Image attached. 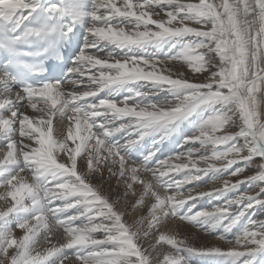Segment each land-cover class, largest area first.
<instances>
[{
    "label": "snow or ice",
    "instance_id": "snow-or-ice-1",
    "mask_svg": "<svg viewBox=\"0 0 264 264\" xmlns=\"http://www.w3.org/2000/svg\"><path fill=\"white\" fill-rule=\"evenodd\" d=\"M91 3L92 11L87 13L92 20L87 29L89 35L74 66L69 69L70 77L76 78H70L66 83H44L18 89L0 100V134H7L6 154L0 159V166L18 158L24 161V167L0 181V186L6 190V194H0V199L11 198L10 206L0 211V222L14 212L41 207L43 202L51 205L47 212L41 210L17 224L16 229L24 230L20 238L14 235L15 230L0 237V264H155L152 245L157 231L160 235L155 243L188 247L177 235L164 234L170 231V224L193 222L203 217L229 218L231 205H243L231 219V223H236L248 208L264 203L258 199V194L242 193L212 211L178 215L182 205L199 196L227 191L250 178L264 181V106L261 99L264 98V0H199L198 3L91 0ZM36 9L37 4L30 0H0V18L3 19L17 14L25 19L23 14L30 16ZM73 15L84 13L74 11ZM117 17L128 18L131 26L114 23ZM192 24L199 27L190 26ZM67 31L71 32L72 27ZM187 35L200 37L201 42L185 46L177 55L166 59L118 56L113 51L101 58L107 44L124 48ZM184 64L190 73L181 71ZM85 65L88 73L97 66L99 70L88 75L87 90L78 91L77 86L84 83ZM161 65L164 67L160 68ZM3 79L0 77V83ZM141 80L177 89L181 95L177 96L175 104L167 105L141 103L132 97L120 101L94 99L105 88ZM67 88L73 90L66 93ZM25 94L29 102L39 96L51 101L53 108L60 105L56 110L59 115L55 129L52 121L55 112L49 110V118L45 120L41 115L38 122L25 113V106L21 104ZM141 95L143 93L139 91L135 93L136 97ZM206 102L233 105L228 113L208 118L199 133L186 141L190 145H212L211 155H196L189 149L157 160L154 167L148 168L128 161L119 147L106 143V137L125 130L136 133L135 138L126 143H135L149 129L173 124L190 114L197 104ZM32 107L36 105L33 103ZM104 116L112 119H96ZM220 130L224 134L218 135ZM32 141L38 147H32ZM69 141L74 147L69 146ZM218 146H223V150ZM59 153H64L60 160L57 159ZM152 155L154 153H150L149 158ZM181 157H186L188 162L169 163ZM241 161L257 165L252 177L243 176L235 182L225 179L222 188L211 191L189 189L187 194L181 191L184 185L209 171L228 169ZM200 162L207 167H199ZM117 165L118 170L114 171ZM26 170L31 171V183L24 182L21 176ZM105 170L109 179L117 176L118 187H123V196L118 195L112 202L109 195L102 194L99 186L91 182L93 175L103 178ZM244 171L246 166L229 175L240 177ZM177 176L182 178L177 179ZM41 178L45 180L44 186L36 182ZM137 182L139 190L134 189ZM160 189L165 193L169 189L174 191L170 195H161ZM260 191L264 192V187ZM129 194L134 203L128 201ZM245 200L249 203L244 204ZM129 205L131 212L127 211ZM69 210L73 214L69 215ZM54 216L59 218L50 225V217ZM126 216L130 223L124 219ZM77 221L82 222L77 224ZM250 224L253 226L236 237V246L231 244L226 250L212 248L205 251L237 258L251 257L264 249V224L255 220ZM54 228L64 229L69 237L67 242L58 247L53 244L43 254L36 252L33 255L41 229L46 233L44 240H48L49 234L62 239V234L54 233ZM97 235L102 238H96ZM165 262L180 264L178 258L169 260L165 257ZM240 264H251V261L242 260Z\"/></svg>",
    "mask_w": 264,
    "mask_h": 264
},
{
    "label": "rangeland",
    "instance_id": "rangeland-1",
    "mask_svg": "<svg viewBox=\"0 0 264 264\" xmlns=\"http://www.w3.org/2000/svg\"><path fill=\"white\" fill-rule=\"evenodd\" d=\"M68 1H72V0H68ZM120 1L122 0H118V2ZM188 1L198 2V0H188ZM72 2L80 6L84 5V8L81 7V9H82V12L84 13L83 15L84 18L88 21V24L86 26H83V25L81 26V24H79L80 38L82 39V44L84 45L86 42L85 40L87 36L89 35L87 32V29L88 27H90L92 23L91 17L87 15V13H90L92 11V3H91V0H73ZM134 2L138 3L140 2V0H134ZM191 26L199 27L198 25H195V24ZM150 27H154V26H150ZM196 40L199 41L201 40V38L192 37L190 42L182 38L180 39V41H176V40L171 41V39H167L165 40V42L170 43V44H165L164 42H161L164 46H161L158 43L151 42V43L143 44V45H130V47H134L135 49L134 50L128 49L130 50L129 52L128 50H123V48H120L119 50H112V51L115 52V54L118 56L143 55L147 57H159L161 59H166L167 57L177 55L183 47L191 45V43ZM169 45L172 46V49H170ZM110 51L111 50H108V49L104 50L103 51L104 53H101V58H104V56ZM86 66L87 65H85V67ZM98 70H99V66H97V68H92L91 73H98ZM91 73H88V70L86 71V75L83 78L84 83L81 84L80 86H77L76 90L78 91L87 90L85 85L88 83V75ZM113 87H116L115 91H113L115 93L112 94L113 96L111 97L109 96V97L110 99H113L116 101H120L124 99L125 97H132L133 99L141 103H155L157 105H163L162 103H165V105H167V104H175V101H171V100H176L177 96L181 95L180 91L177 89L173 91L174 93H171V90L161 91L160 89H158L155 91L153 83H149L143 80L136 81V82L135 81L128 82L126 83L124 87H121V85L113 86ZM109 88H105L98 95H100L101 93H104L105 91L104 94H106L107 96L106 91ZM16 89L17 88L15 87L12 88V95L17 91ZM137 91L143 93V95H141L140 97H136L135 93ZM26 96L27 95L25 94V101H22L21 104L25 106L24 107L25 113L29 115L31 118L34 117L33 120L37 122L36 118L38 117V115H45L46 111L48 112V110H50L49 108L51 107V105L49 103H51V101H49L46 97L36 96V101L29 102ZM28 102L30 104L34 103L36 107L33 108L31 105L27 104ZM222 104H224V102H216V103L206 102V103L197 104L193 108V110L190 112V114L184 117L185 118L184 122L178 130L180 133V136L178 135V137H175L174 135H170V133L173 131V128H171L172 124H170L167 126H156V127L149 129L148 130L149 132L147 131L146 135H144L137 142L131 143L129 145L126 142L134 139L136 135V133L132 132L131 130H125L122 135H120L121 133H119L118 136L120 135L122 137L120 136L115 137V139H111V138L109 139L106 137L105 138L106 143L115 145L119 147V149L122 148L121 149L122 151L121 150L120 151L122 155L125 154L124 156L125 158H127V160L132 161V162L134 161V163L136 162L138 163V165H145L148 168L154 167L157 160H163L169 156H172V155L184 152V151H188L189 149L194 150V154L196 155H201V154L211 155V151L214 150L212 145L202 144V143H196V144L190 145L186 141L188 138L194 135H197L199 133L201 126L204 124V122L208 118L215 116L217 114L228 113L233 108V106L230 107V105H228L229 103H225L224 106H222ZM17 106H19V104ZM224 108L228 112H222V109ZM106 118L108 120L112 119V117L104 116L100 120H104ZM116 122L118 123L119 121H116ZM173 124H176V122ZM217 134L222 135L224 134V132L223 130H220L218 131ZM151 137H152V140H151ZM6 143H7L6 138H3L0 141V153H2L1 152L2 149L6 147L5 146ZM135 145L139 147H135ZM218 147L220 150H223V146H218ZM150 153H154V155H152L151 158H149ZM229 158H233V157L230 156ZM258 159L259 158H257V160ZM173 160L169 161V163L172 165L183 164V163L188 162L186 157H181L180 159L178 160L175 159L174 161ZM21 162L24 164V161L22 159L20 160V164ZM209 163L219 164L218 161H209ZM16 166H18V164ZM198 166L207 167V165L204 164L203 162H200ZM245 166H246V171L242 172L240 177L229 175L231 172L235 171L236 169L245 167ZM256 171H257V165L255 163H252V162L246 163L244 161H241L240 163H237L228 169H221L219 171H216V170L209 171L206 175H202L200 179L190 184L184 185L181 191L187 194L189 189H192L195 192L211 191L214 188L220 189L223 187V183H222L223 180L227 179L231 182H235V180L237 179H242L243 176L252 177ZM183 174L184 173H181V175ZM3 176L7 177V174H3ZM176 178L180 179L182 177L177 176ZM116 181H117V176H116ZM261 187H264V181H259V180L252 179V178L247 179L245 180L244 183L239 184L235 188H230L227 191L212 192L210 195L199 196L196 199L187 201V203L184 204L185 206L183 205L184 207L182 206L178 209V215H181V216L190 215V214H193L201 210L212 211L217 207L225 206L226 201L234 200L242 193H248L250 195L258 194V199L264 200V192L260 191ZM138 188H139V182H137V185L134 186L135 190H138ZM99 190L101 192H104L103 189H99ZM161 190H162L161 194L164 193L163 195L165 194L170 195L172 194V191H174V189H169L168 192L165 193L163 189H160V191ZM120 191L121 192L118 193V195L122 197L123 188H121ZM195 192H193V195H195ZM132 197L133 196L129 194L127 199H130ZM111 199H110V202L113 201V198ZM247 203H249V201L245 200L244 204H247ZM190 206L193 207V211H192V207L190 208ZM114 207H120V205H114ZM231 207H232V215L229 218L220 219L219 217H203L193 222L180 221L186 227H191L193 229H196L197 231V233L195 232L193 236L192 235H182L180 233L176 234L178 239H184L187 242L188 247H173L164 242H162V244L155 243V240L158 239L160 235V232L157 231L156 236L153 239V245H152V249H153L152 254L155 258V264H162V261H164V257H167V256H172V258H175L176 256V258H178L182 262L184 258H189L188 260L189 264H229V263L232 264V262H234V264H240L242 260H250L251 264H264V259H261L259 258V256H256L257 255L256 253L258 251H256L252 255V257L245 256V257H239V258L230 257L225 254L218 253V252L205 251L206 249H212V248H220V249L226 250L228 247L231 246V244L232 246H236L235 245L236 237L241 235L242 232L246 228L253 226L250 224V221L255 220V221L261 222V224H264V203H256L253 207L248 208L244 212V214L239 218V220L236 222L238 223L236 225L234 223H231V219L234 218L235 214L240 211V208L243 207V205H241L240 207H237L236 205H231ZM184 208H186L187 210ZM3 209L4 208L0 206V211H2ZM189 210L192 212H190ZM68 214L71 215L73 213L71 210H69ZM18 216H19V213H13V215L11 214L10 216L6 218L7 220L5 221V223L0 224V237L6 236L9 231L16 230L17 224L21 222ZM22 216L23 215L21 214V217ZM62 217L60 218L63 219ZM250 217L252 219H250ZM58 218H54L52 220L53 222L50 224H55V221ZM124 219L128 220L129 223L131 222V220L127 216ZM7 221L9 222L7 223ZM81 222L77 221V224ZM233 224L234 226H232V228L229 227L230 225H233ZM241 224L243 226H241ZM227 228L230 229L229 233H227L228 231ZM41 232L43 233L42 239H41L42 243H46L50 237L55 236L53 234H49L48 240H44L43 237L46 235V233L44 232L43 229H41ZM54 233L62 234V239L67 236L63 228H54ZM197 234L203 236L204 241H200V237H197ZM14 235H15V231H14ZM208 237H213L216 243L208 242L209 241L207 240ZM96 238H102V237L97 235ZM69 251H75V250L70 249ZM0 257H2V254H0ZM235 258H237V260H235Z\"/></svg>",
    "mask_w": 264,
    "mask_h": 264
},
{
    "label": "bare ground",
    "instance_id": "bare-ground-1",
    "mask_svg": "<svg viewBox=\"0 0 264 264\" xmlns=\"http://www.w3.org/2000/svg\"><path fill=\"white\" fill-rule=\"evenodd\" d=\"M73 1V0H72ZM72 1H68V0H30V2H33V3H36L37 5L39 4V3H42V4H44V5H48L50 8H52V9H55V10H58L59 12H61V14H64V16L66 17V16H68V17H70V25H71V27L72 28H74V30L76 31V34H77V37H78V39H79V41H80V30H79V24H81V26L83 25V26H86L87 24H88V21L84 18V16L83 15H80V16H74L73 15V12L75 11V12H79V13H83L82 12V9H81V7L82 8H84V5L83 6H80V5H76V4H74ZM121 3H122V1H120ZM184 2H192V1H188V0H184ZM198 2H199V0H198ZM198 2H192V3H198ZM215 2H219V0H215ZM80 3V2H79ZM81 4V3H80ZM20 15L21 14H17V15H15V16H13V17H10V18H20ZM23 15H25V14H23ZM26 17H28V15L26 14ZM114 23H118V24H122V25H124V26H131V24H132V22L128 19V18H125V17H117V18H114V21H113ZM193 25V24H192ZM191 26V25H190ZM83 28V27H82ZM81 28V29H82ZM86 28V27H85ZM192 37H196V36H192V35H187V36H183V37H178V38H173V39H171V41H180V39L182 38V39H184V40H188L189 42L191 41V39H192ZM82 40V39H81ZM86 41V40H85ZM161 42H164L165 44H170V43H167V42H165V40H163V41H154V43H158L159 45H161V46H164ZM199 42H201V40H199V41H193L192 43H191V45L192 46H194L196 43H199ZM170 46V45H169ZM83 47V46H82ZM119 50L120 48H116L115 46H113V45H111V44H107L106 46H105V48H103V51L104 50ZM128 49H130V50H134L135 48L134 47H130V46H127V47H124L123 48V50H128ZM170 49H172V46H170ZM130 50H128V52L130 51ZM127 52V51H126ZM123 53V52H122ZM132 53V52H131ZM162 67H164L163 65H161L160 66V68H162ZM188 67H187V64H184L183 65V68L181 69V71H184L186 74L187 73H190L191 72V70L189 69H187ZM85 70L87 71L88 70V66H86L85 67ZM159 70V69H158ZM176 71V69L175 68H173V72H175ZM164 74H167L166 72L164 73ZM0 77H4V79H3V82L2 83H0V100H3L4 99V97L3 96H6V95H9V96H11L12 95V88H14L15 86L12 84V81L7 77V76H5V74L4 73H2L1 71H0ZM70 78H72V79H75L76 77L75 76H73V77H70ZM69 78V79H70ZM136 82V81H135ZM150 83V82H149ZM126 85V83L125 84H123V85H121V87H124ZM130 85V84H129ZM78 86H80V85H78ZM120 86V85H119ZM129 87V86H128ZM134 87V86H133ZM16 88V87H15ZM115 88L116 87H110L107 91H106V93H107V96H106V98H109L110 99V97L111 96H113L112 94H114L115 92H113V91H115ZM154 88H155V91L156 90H158V89H160L161 91H167V90H171V93H174L173 91H175L176 89H173V88H171V87H166V86H160V85H157V84H154ZM123 89V88H122ZM121 89V90H122ZM133 89V88H132ZM16 90H18V88L16 89ZM15 90V91H16ZM73 89H71V88H67V89H65V92L67 93V92H71ZM84 90V89H83ZM152 90V89H151ZM130 92V91H129ZM168 92H170V91H168ZM104 93H105V91H104ZM121 94V93H120ZM123 94V93H122ZM110 96V97H109ZM115 96V95H114ZM99 97V96H98ZM117 98V97H116ZM23 101H25V99L23 100ZM171 101H175L176 102V100H171ZM22 102V101H21ZM212 103H216V102H212ZM27 104H29V105H31L32 106V104H30L29 102L27 103ZM50 105H51V107L49 108L52 112H55L56 113V115H53L52 116V121H53V128L55 129V125H56V119L58 118V112H56V110L60 107V105L59 104H57L56 106H55V108H53V106H52V104L51 103H49ZM163 105H165V103H162ZM218 104V103H217ZM18 105V104H17ZM214 105V104H213ZM225 105V103L224 104H222V106H224ZM228 105H230V107L231 106H233V105H231V104H228ZM262 106H264V98H262ZM46 107V106H45ZM227 107V106H226ZM215 108V107H214ZM195 112V111H194ZM222 112H228V111H226V109L224 108V109H222ZM48 113V114H47ZM41 115H38V117L36 118V120H37V122H38V118L40 117ZM43 117H44V119L45 120H47L48 118H49V110H48V112L46 111V114L45 115H43ZM34 118V117H33ZM102 117H98V118H96V119H98V120H100ZM184 119L185 118H182V119H180V120H178V121H176V124H172L171 125V128H173V131L170 133V135H174L175 137H178V135L180 136V133H179V128H180V126L183 124V122H184ZM105 121H107L108 119L106 118V119H104ZM13 128H15V125H13L12 126ZM95 130V129H94ZM171 131V130H170ZM149 132V131H148ZM119 133H121L120 135H122L123 133H124V131H122V132H118V133H115V134H113V135H110V136H108L107 138H111V139H115V137H119L118 136V134ZM126 134V133H125ZM129 134V133H128ZM6 136H7V134H0V141L3 139V138H6ZM13 136H14V133H13ZM17 136H18V133H17ZM53 136L55 137V132H53ZM149 136H151V135H149ZM120 137H122V136H120ZM7 139V138H6ZM124 139V138H123ZM121 140H122V138H121ZM151 140H152V137H151ZM94 142V141H93ZM124 142H126V141H124ZM121 144V143H120ZM141 144V143H140ZM139 144V145H140ZM129 145V144H128ZM31 146L32 147H37L38 145L36 144V143H34V141H32L31 142ZM69 146L70 147H74V144L71 142V141H69ZM134 146V145H133ZM135 147H139V146H136L135 145ZM179 147V146H178ZM122 149V148H121ZM120 149V150H121ZM126 149V148H125ZM3 151H4V153H3ZM122 151V150H121ZM125 151V150H124ZM2 153H0V159H3V157H4V155L6 154V147L4 148V149H2V151H1ZM136 152H137V150H136ZM64 155V153H59L58 155H57V159L58 160H60V158H61V156H63ZM125 155V154H124ZM117 160L119 159L118 157L116 158ZM127 159V158H126ZM20 160L21 159H16V160H14V161H10V162H8V163H6L5 165H3V166H0V179H1V181L4 179H7L9 176H11V175H13V174H15L16 172H17V170H18V168H21V167H24V164L21 162V164H20ZM175 160V159H174ZM173 160V161H174ZM129 161V160H128ZM61 162H67V161H61ZM132 162V161H131ZM134 162V161H133ZM172 162V161H171ZM178 163V162H177ZM18 164V166H16ZM20 164V165H19ZM79 164H80V159H79V157H78V171H79ZM135 164H137L138 165V163H136L135 162ZM118 167H119V165H117L116 166V169H114V171H117L118 170ZM3 174H7V177H5V176H3ZM117 175H118V172H117ZM142 175V174H141ZM21 176H23L24 177V182H27V183H31L32 182V179H33V177H32V174H31V172H30V170H26L25 172H23V173H21ZM142 178H143V176H142ZM128 179L130 180V177H128ZM38 184H40L41 186H44L45 185V180L43 179V178H41V179H39L38 181H36ZM91 182L94 184V185H98L99 186V189H103V191L104 192H101L102 194H105V195H109L111 198H113V201L114 200H116V198H117V196H118V193H120L121 191H120V189L121 188H123L122 186H119L118 187V185H117V181H116V176H112L111 177V179H109V173L107 172V170H105L104 171V173H103V178L101 177V176H99V175H93V177L91 178ZM138 190H139V188H138ZM161 192H162V190H161ZM0 194H6V190H5V188L3 187V186H0ZM164 194V193H163ZM163 194H161V195H163ZM215 194V193H214ZM112 200V199H111ZM128 201L130 202V203H134V198L132 197V198H130V199H128ZM27 202V201H26ZM153 202H154V200H153ZM56 203H61V201L59 202V201H56ZM10 204H11V198L10 197H8V199H7V201H5L4 199H0V206H2L4 209L3 210H5V207L6 206H10ZM189 204V203H188ZM183 206V205H182ZM181 206V207H182ZM185 206V205H184ZM183 206V207H184ZM189 206V205H188ZM187 206V207H188ZM51 207V205L50 204H48L47 202H43L42 203V206L41 207H37V208H28V210H24V211H17V212H14V213H19V218H20V220H21V222H23L24 220H27V219H30L31 217H33L34 215H36L39 211H41V210H44L45 212H47V209L48 208H50ZM149 207H150V205H149ZM192 206H190V208H191ZM189 208V209H190ZM184 209H186V208H184ZM2 210V211H3ZM187 210V209H186ZM127 211L128 212H131V207H130V205H129V207L127 208ZM192 211H193V207H192ZM192 211H190V212H192ZM185 213V212H184ZM187 213V212H186ZM21 214L23 215L22 217H21ZM190 214V213H189ZM13 215V214H12ZM62 217V216H61ZM241 217V216H240ZM54 218H58V217H56V216H54V217H50V223H52L53 221V219ZM63 218V217H62ZM250 219H252L251 217H250ZM7 220V219H6ZM5 220V221H6ZM5 221H3V222H0V224H2V223H5ZM9 221H7V223H8ZM235 225L236 224H238V223H234ZM234 224L233 225H230L229 227H231L232 228V226H234ZM51 225V224H50ZM238 226V225H237ZM241 226H243L242 224H241ZM240 226V227H241ZM9 227V226H8ZM181 227V228H180ZM169 229H170V231L169 232H166L165 234H167V235H176V234H178V233H180V234H182V235H194L195 234V232L197 233V231H196V229H193V228H191V227H186L183 223H181L180 221L178 222V224H176V225H172V224H170L169 225ZM228 229V228H227ZM229 230L230 229H228V231H227V233H229ZM23 231L24 230H20V229H16L15 230V236L17 237V238H20L21 236H22V234H23ZM65 232V231H64ZM239 232V231H238ZM238 234V233H237ZM42 235H43V233L42 232H40V237L38 238V243H37V246L35 247V250L33 251V255H35L36 254V252H40L41 254H43L44 252H45V250H46V248L47 247H51L53 244H55L57 247L59 246V244L60 243H66L67 242V239L69 238L68 237V234L66 233V237L65 238H63V239H61V238H58L57 236H52V237H50L49 238V240L51 241V243H49L48 241L46 242V243H42ZM234 235V234H233ZM195 237H196V235H195ZM197 237H200V241H204V237L203 236H201V235H198L197 234ZM207 240H209L208 242H213V243H216L215 242V239L213 238V237H208V239ZM217 240H218V238H217ZM216 240V241H217ZM165 243V242H164ZM220 243V242H219ZM161 249V248H160ZM10 252L12 251L11 249L9 250ZM257 255L256 256H259V258H261V259H264V249H259L258 250V252L256 253ZM168 258H169V260L172 258V256H167ZM185 257V256H184ZM252 257V256H251ZM254 257V256H253ZM0 258H2V257H0ZM69 258H71V259H75V257H72V256H70ZM175 258H176V256H175ZM191 259V258H190ZM185 260V261H184ZM189 258H184L183 259V262L182 261H180V264H189ZM194 260V259H193ZM192 260V261H193ZM235 260H237V258H235ZM263 261V260H262ZM232 262V261H231ZM162 264H166V262H165V257H164V261H162ZM230 264V263H229ZM232 264H234V262H232Z\"/></svg>",
    "mask_w": 264,
    "mask_h": 264
}]
</instances>
